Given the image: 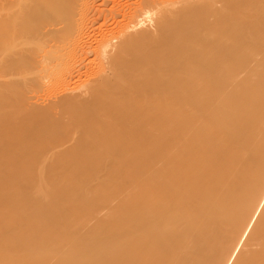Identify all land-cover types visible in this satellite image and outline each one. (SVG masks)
<instances>
[{"label":"bare ground","instance_id":"6f19581e","mask_svg":"<svg viewBox=\"0 0 264 264\" xmlns=\"http://www.w3.org/2000/svg\"><path fill=\"white\" fill-rule=\"evenodd\" d=\"M0 3V264H264V0Z\"/></svg>","mask_w":264,"mask_h":264},{"label":"rangeland","instance_id":"374dc122","mask_svg":"<svg viewBox=\"0 0 264 264\" xmlns=\"http://www.w3.org/2000/svg\"><path fill=\"white\" fill-rule=\"evenodd\" d=\"M0 2H5V7L6 8L9 5L14 4V0H8V1L2 0ZM101 2L103 3V0H101ZM105 7L103 9H106L107 12H106V15L103 12L104 16H108V19L111 21L112 19H114L113 17L117 16L116 13L119 10L118 5L116 6V4H114L113 2H110ZM13 10H14V6L12 7V11ZM115 14H116V16H115ZM97 16L101 18V16H103V14L99 15V13H98ZM104 16L101 19L99 18V22L100 23L104 22L103 21V19L105 20ZM101 21H103V22H101ZM11 29H10V32H12V31L14 32V29H12V31H11ZM5 31H9V30H5ZM0 34H2L1 29H0ZM13 35H14V33H13ZM3 55L4 54H0V78L4 75L3 73H4V70H5L4 69L5 68V66H4L5 63L3 64L2 62H4V61L3 60L1 61ZM5 72H6V70H5ZM7 98L8 97L6 95H4V97L0 98V101L1 100H5ZM6 125L7 124H5V126ZM90 172H92V171H90ZM54 176H56V175L50 176V174H48V175H45V176H40V177H37V181L36 182H27L26 180H31V179L23 178L21 176L14 177V178H11L10 180H7L6 186H7V189H8L7 193L9 195H4V194H2L0 192V206H1V209L3 211H5L9 217H11V215H13V216L17 215L18 217L22 218V220L19 221V222H16V223H5L2 220L0 222V228H2V230L5 229L6 231L14 230L15 226L21 227L22 225L26 224V222L29 219H31V217H30L31 215H29V213H25L24 214L22 212L23 209L21 208L19 203H17V201L19 199L25 198L26 196L29 197L32 200H36L41 195H44L43 201L46 200L47 201L46 203H34V202H32L30 210L31 211H35V213H41L42 205L53 204V205H59L60 207H62V205L66 206L69 203L73 202L75 199L70 194V192H68L69 190L67 191L68 194L63 199H57L54 196V194L56 192H58V191H65V190L62 189L63 182L60 183V184H56L55 186H52L51 190H49L47 188L48 186H46V185L49 184V181L51 179H53ZM90 176L91 175H87L86 177H84V179H77V177H73L71 180H68L67 184H70L72 187H74L76 184L85 181ZM32 181H34V180H32ZM27 184H30V185L27 186ZM70 219L71 218H68L67 222H70ZM36 221L38 222V219Z\"/></svg>","mask_w":264,"mask_h":264}]
</instances>
